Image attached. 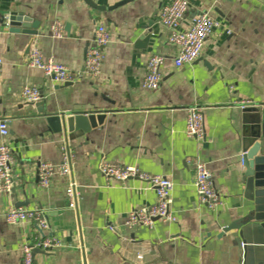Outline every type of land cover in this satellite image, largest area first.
<instances>
[{"label": "crops", "instance_id": "crops-1", "mask_svg": "<svg viewBox=\"0 0 264 264\" xmlns=\"http://www.w3.org/2000/svg\"><path fill=\"white\" fill-rule=\"evenodd\" d=\"M92 1L102 9L86 0H0V120L10 128L16 189L0 192V264H23L25 244L34 246V264H243L242 246L221 234L251 207L241 160L242 104L264 101V0H189L185 28L205 11L218 24L201 56L181 68L173 64L178 49L158 18L172 0ZM11 12L39 21V34L12 31L6 25ZM56 22L62 37L52 33ZM100 23L111 41L98 77L84 73L78 82L58 83L29 65L31 50L38 46L46 58L83 71ZM150 24L151 38L144 44ZM156 53L166 58L163 78L149 90L142 82L147 61ZM27 85L40 88L39 102L21 96ZM37 105L46 113L106 115L96 128L70 139L48 129ZM194 105L204 113L201 142L186 135ZM62 145L73 154L71 173L56 170L50 186L42 188L39 162L59 166ZM195 156L207 163L221 196L214 210L199 201L189 163ZM103 162L171 179L177 221L128 227L129 212L154 204L156 192L136 178L107 179L100 170ZM73 181L79 193L76 208L69 207L66 195ZM12 206L44 211L49 229L28 221L8 223ZM53 237L58 245H41ZM249 252V264H264V245Z\"/></svg>", "mask_w": 264, "mask_h": 264}, {"label": "built area", "instance_id": "built-area-1", "mask_svg": "<svg viewBox=\"0 0 264 264\" xmlns=\"http://www.w3.org/2000/svg\"><path fill=\"white\" fill-rule=\"evenodd\" d=\"M190 9L189 0H172L163 6L158 13L159 22L167 28L169 42L178 49V54L173 59L176 68L184 65H192L202 54L208 37L217 26V21L209 11L195 16L190 25L185 28L183 22L186 20ZM9 25V22H6ZM52 33L56 37L63 36V28L59 22L52 26ZM111 41V33L104 23H100L96 29L95 36L87 50L84 63V70H73L62 63L56 62L53 58H46L38 46H34L28 58V63L44 71L58 83L78 82L83 74H89L94 78L101 74L104 61V49ZM166 58L161 54H152L147 61V73L142 85L149 90L157 89L163 78V67ZM2 59L0 58V67ZM21 96L33 103L42 99V92L36 86H24ZM243 107L251 105V102L242 104ZM10 135V128L7 120H0V192L11 193L13 190L15 176L12 173V166L15 162L12 148L7 142ZM186 135L191 139L201 142L206 137L204 113L200 106L194 105L189 108L186 119ZM62 163L59 166L53 163L41 161L38 165L39 184L42 188L49 187L54 172L58 170L61 174H70L73 162V154L68 145H62ZM194 169V185L202 205L214 210L221 202V196L217 191L213 174L207 163L200 156L189 160ZM102 174L110 180L125 182L130 178H136L150 185L156 192V202L150 206L139 207L129 212L126 220L128 227L145 226L152 228L156 220L163 222H175L177 217L172 210L171 193L174 183L163 175L150 174L136 167H121L103 162L100 166ZM69 200V207L76 208L79 193L75 182H71L66 189ZM8 223L20 222L35 223L41 230H48L50 222L44 211L26 210L12 206L6 212ZM114 230V227H111ZM60 240L56 237L45 239L42 242L44 248L58 245ZM23 250V264H34V246L25 244ZM83 264V263H81Z\"/></svg>", "mask_w": 264, "mask_h": 264}, {"label": "water", "instance_id": "water-1", "mask_svg": "<svg viewBox=\"0 0 264 264\" xmlns=\"http://www.w3.org/2000/svg\"><path fill=\"white\" fill-rule=\"evenodd\" d=\"M86 2L93 8L102 9L92 0ZM9 25L14 32L38 35L40 22L18 12L7 14ZM145 33L143 43L151 38L152 28ZM71 83V82H70ZM68 85V84H66ZM44 115L48 129L55 134H63L74 139L96 128L106 112L46 113L42 105H37ZM241 160L246 168V199L251 207L241 218L222 228L221 236L229 235L242 246L243 264H249V251L264 245V101L243 108ZM12 191H16L13 189ZM260 234L262 238H260Z\"/></svg>", "mask_w": 264, "mask_h": 264}]
</instances>
